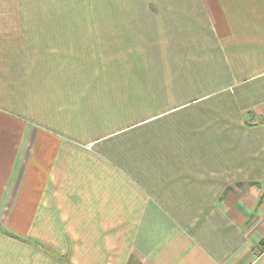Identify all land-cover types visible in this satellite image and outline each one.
Returning a JSON list of instances; mask_svg holds the SVG:
<instances>
[{"label":"crops","instance_id":"obj_1","mask_svg":"<svg viewBox=\"0 0 264 264\" xmlns=\"http://www.w3.org/2000/svg\"><path fill=\"white\" fill-rule=\"evenodd\" d=\"M186 1L0 0V264H264V0Z\"/></svg>","mask_w":264,"mask_h":264},{"label":"rangeland","instance_id":"obj_2","mask_svg":"<svg viewBox=\"0 0 264 264\" xmlns=\"http://www.w3.org/2000/svg\"><path fill=\"white\" fill-rule=\"evenodd\" d=\"M59 1H60L59 3H61V0H59ZM63 1H65V6L66 5L68 6V3L71 1L72 2L70 4L71 8L73 6H76V5L80 4L79 7L82 9L80 11L74 10V9L68 10V8L65 9L64 10V17H66V18L73 17V14L75 13L74 11L79 12L81 14V17H86V18L89 17L90 11L84 9L85 3H96V4L109 3V4H113V5L125 3L129 7H131V5L133 3H139L138 4L139 5L138 8L140 7V5H142L143 11H142V9L141 10H137L136 14H135V18L140 17L142 13H144L143 16L146 15V9L144 8V4H143L145 2H150V3H154V4H163V3L175 4V3H179L181 5V6L178 7L179 9H185V4L187 3L186 0H63ZM96 13H97L98 17H102L105 14H112V13H116V12L96 11ZM125 13L128 15L129 11H127ZM34 175H35L34 178H36V176H37L36 172L35 171H30V175L28 177L27 183L30 180L29 178H31L30 176H34ZM1 226H2V224H1ZM3 230H4V232L6 234H11V233L12 234H16V235H18V236H20V237L25 239V236L22 233L19 232L20 234H18L16 232V230L11 229L10 227H6V229H3Z\"/></svg>","mask_w":264,"mask_h":264},{"label":"trees","instance_id":"obj_3","mask_svg":"<svg viewBox=\"0 0 264 264\" xmlns=\"http://www.w3.org/2000/svg\"><path fill=\"white\" fill-rule=\"evenodd\" d=\"M3 229H6V227L3 226V225L2 226L0 225V232L1 233H3L4 235H6L9 238H14V239H17V240H20V241H24L25 242V239L24 238H22V237H20V236H18L16 234H12V233L11 234H6Z\"/></svg>","mask_w":264,"mask_h":264}]
</instances>
